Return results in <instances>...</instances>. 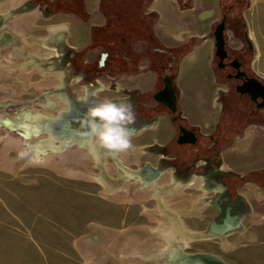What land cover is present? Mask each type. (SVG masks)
Here are the masks:
<instances>
[{
  "label": "rangeland",
  "instance_id": "1",
  "mask_svg": "<svg viewBox=\"0 0 264 264\" xmlns=\"http://www.w3.org/2000/svg\"><path fill=\"white\" fill-rule=\"evenodd\" d=\"M239 3L244 7L242 16L250 44V68L256 75L264 77V0H239ZM38 5L37 0H0V264H127L132 259L130 253L138 256L147 251L151 257L146 259V264H206L191 256L196 252L220 251L221 242H233L235 245L236 240L225 237L187 239V245L184 243L186 235H197L181 230L179 219H185V223L193 227L202 223L198 222L197 215H205L206 223L222 219L231 193L225 188L229 184L234 186L235 175L222 169L219 159H213L222 148H211L210 152L200 150L197 154L190 153L188 159L176 161L170 158L166 147L153 142L157 125L143 127L158 117V110L149 108L153 103L150 93L140 96L136 90L118 93L119 97L131 99L137 115V121L132 125L135 128L132 134L134 150L129 154L119 152L115 158L107 154L104 161L107 167L95 163L91 151L83 146L72 145L64 150L41 147L37 137H46L49 131L59 133L53 125L54 119L44 118V127L35 131L27 124L28 118L44 113L56 116L59 112L54 99L58 94L74 98L80 116H83L88 110L81 104L86 93L85 84L92 82L97 85L95 79L104 80L101 78L106 74L75 70L72 62L68 64V56L72 54L71 49H67L68 37L50 34L45 28L50 24L47 6L37 8ZM251 29L256 41L249 37ZM201 55H204L202 49L198 51V61ZM214 60L215 56V70ZM3 63L15 69H8ZM198 64L203 71L201 61ZM25 66L27 71L20 69ZM45 67H50V71L45 72ZM60 71L63 72L62 79L59 78ZM174 71L171 68L169 72L173 75ZM184 72L180 73V82L185 81ZM114 96L117 93L111 88L98 94L99 98ZM223 99L226 103L231 101L229 107L233 108L231 95H224ZM75 126L78 129V122ZM230 141L226 146H230ZM19 153H24L23 158L26 156L22 164ZM148 164L151 171L157 172L153 177L155 182L157 180L156 185L158 182L161 184L156 186L157 196L163 197L168 205L166 209H172L167 214L174 224L173 235L168 237L172 247L167 249L159 248L160 236L155 234L156 227L161 226L159 218L166 215L165 208L164 212L157 208V204L163 206L161 197H153L154 188L148 185L152 183L151 179L145 184L139 176H133L135 173L131 174L132 170L142 169ZM258 165L263 166L264 159ZM191 172L195 181L206 175L210 185L223 187L216 189L217 192L212 190L202 195L200 186L180 189L169 183L172 177L186 181ZM91 173L97 174L93 177ZM99 175L124 188L115 193L105 191L104 186L96 182ZM213 196H216V205L204 202ZM234 198L240 199L237 195ZM190 202L198 210L193 208L188 214L183 213L184 217L179 211H187ZM230 211L238 214L239 210L231 207ZM103 216H108L111 222L116 220L119 227L114 229L110 225L105 228L107 223ZM57 231L59 259L51 258L40 245L44 242L57 245ZM28 234L39 242V250L26 241ZM238 243L245 242L240 240ZM246 247L243 244L233 251L246 252L249 250ZM224 252L229 253L228 250Z\"/></svg>",
  "mask_w": 264,
  "mask_h": 264
},
{
  "label": "crops",
  "instance_id": "2",
  "mask_svg": "<svg viewBox=\"0 0 264 264\" xmlns=\"http://www.w3.org/2000/svg\"><path fill=\"white\" fill-rule=\"evenodd\" d=\"M67 1L71 2V0ZM101 1L83 0V8L78 13L74 10L53 11L47 6L46 9L50 14V24L45 28H53L51 35L64 32L61 35L68 37L67 49H71L72 54L68 56L67 62L68 64L72 62L75 70L84 69L85 71H98L106 74L105 78H101L104 80L95 79L97 85L92 82L85 84L88 87L92 85L99 86V88H93L98 90H95V97H98V94L104 91L102 89L110 88L117 93V96L107 98L114 100L128 98L127 96H118V93L124 90L139 91L138 96L143 93L151 94L160 85L159 75L170 73L171 69L166 65V62L170 64L171 60L175 61V71L171 78L177 95L179 120L193 129L197 141L196 143L176 142L178 134L176 121L171 120L168 110L156 103L153 98H151L153 103L150 106L154 107L156 111L158 110V117L152 124H145L143 127L149 128L157 125V134L155 135L156 138H153V142L155 141L158 145L166 147L170 158L176 161L188 159L190 153L197 154V151L200 150L210 152L211 148H222L221 152L217 153L218 155L213 159H219L221 168L230 170L235 175L233 180L236 183L234 186L229 184V187L225 188L227 192L228 190L231 192L227 197L229 205L225 209L222 219L215 221L222 223L226 213L236 215L238 218L231 230H228L222 236H213V238L225 237V239L236 240L237 243L234 245L233 242H221L220 251L214 250L207 253L217 256L226 264H264V165H258V162L264 159V150L262 149L264 148V123L248 124L247 122L242 124L239 131L233 130L232 128L236 125L235 122L238 121L233 115L234 109L229 107L231 101L226 103L222 100L223 94L227 92V87L224 80L218 77L216 70L213 68L215 47L211 34L212 26L219 15L222 0H145L143 13L149 20L151 19L149 27L154 39H151V41L139 40L136 42L134 49L138 52H145L150 45L157 44L162 49L153 48L154 52L146 50L144 55L131 68L128 66L127 69H120L114 65L103 68V70L100 67L104 64L107 53L100 64L101 54L104 52H102L101 46L94 44L92 41L94 29L103 27L106 24V16L101 9ZM37 4L43 5L38 2ZM250 31L249 37L256 41V35L252 29ZM227 34L229 36L228 32ZM234 42H239V44L234 45ZM228 45L232 48H239L241 42L229 37ZM200 49L204 51V55H201V60H199L203 65V71L199 69L200 65L198 64V51ZM156 50H162V52ZM164 50H171L173 55ZM116 55L122 57L121 54ZM173 56L175 59H172ZM158 63L162 66L160 71L156 67ZM189 68L192 71H188ZM182 71H185V83L180 82L179 79ZM257 76L264 79L260 75ZM91 91L93 90L86 91L82 98H85ZM62 96L58 94L54 99L57 108H66L65 102L67 100L63 99ZM49 108L51 107L49 106ZM73 122V126H75L74 124L77 122ZM227 127L230 129L227 130ZM229 141L230 146H226ZM133 150V147H131V149L124 152L129 154ZM211 154L215 155V153ZM136 161L138 162L139 159ZM210 162H212V159ZM201 178L196 181L195 178H189L185 181L181 178L174 179L172 177L169 183H173V187H179L180 189L184 186L197 185L201 187L202 195H205L208 191V185ZM164 184L167 185L168 183ZM158 185L161 184L158 182L156 186ZM213 186H216V189L223 187V185L221 187L218 184ZM235 195L239 196L240 199L236 200ZM204 202L208 203L207 201ZM216 203L213 204L216 205ZM168 204L172 208L169 199ZM231 207L232 209H238V214L232 213L230 211ZM193 208L198 210V207L196 208V205L190 202L187 211L182 209L179 212L182 215L188 214ZM165 211V218H168L167 214L172 209L165 208ZM195 217L199 220L198 222H202L195 227L186 224L185 219L180 218L181 230L197 235L196 237L192 236L193 239L212 238H202L198 234L205 231L214 220L212 219L206 223L205 215ZM102 219L106 220L105 228L110 225V228L114 229L119 227L117 226L118 222L116 220L111 222L108 216H103ZM70 223L73 224V222ZM181 223L186 227L185 229L182 228ZM25 239L31 242L33 247L40 249L39 242L31 238L29 234ZM57 239V245H50L46 242L40 243V245L42 249L45 248L44 251H47L51 258L55 256L59 259L60 240L58 231ZM240 240L245 242L243 244L247 246L248 251H233L234 248L240 249L243 245L238 243ZM226 250L229 251L228 254L224 252Z\"/></svg>",
  "mask_w": 264,
  "mask_h": 264
},
{
  "label": "bare ground",
  "instance_id": "3",
  "mask_svg": "<svg viewBox=\"0 0 264 264\" xmlns=\"http://www.w3.org/2000/svg\"><path fill=\"white\" fill-rule=\"evenodd\" d=\"M52 30H53V28H48V31L50 32V34H52L51 33ZM61 33H64V32H61ZM61 33H58V34H61ZM9 64H11V63L8 62V65ZM8 65L4 64L3 66L4 67H7ZM8 69H15V67L8 66ZM20 69H23V71H27V67L26 66L25 67H21ZM43 69L46 72H49L51 68L50 67H45ZM62 76H63V72H61V76L59 78L62 79ZM97 88H99V86ZM95 90H97V89H93V91H91L90 93H88V94H90V96L86 95L85 98H81L82 99L81 104L83 106H86L87 108H89V107L93 106L97 101L101 100L99 98H96L93 95L94 92H95ZM59 98H61V97L59 96ZM48 106H50L52 108V105H48ZM65 106H66V108H58V112L59 113L56 116H53V115L48 114V113H44L42 115L41 114L40 115H35V117L32 116V117L28 118L27 124L30 125V127H32L35 131H38V129H42L44 127V122H45L44 118H52V119H54L53 125H54L55 129L59 133H53L52 131H49L48 132V135L46 137H39V138L37 137L38 142H40V145L43 148H46V149H55V150H64L65 148H67L69 146L77 145L79 147H82L83 146V147H86V148L89 149V137L80 135L78 133V131H77V128H76L77 126H73V123L74 122L73 123L71 122V121H76L77 122L78 119L80 118V116H79L80 109H79L78 105H76L75 99L74 98H71V99H68L67 98V101L65 102ZM24 119H26V118H24ZM131 128H132V130L134 132L135 131V128H133V127H131ZM61 134H63V136H61ZM89 151H90V149H89ZM91 153H92V157H93L94 162L95 163H97V162L98 163H101L102 165H105V167H107L106 164H105V162H104L105 161V157L108 156L107 154H109L112 158H115L116 155H117V152H113V151L104 152V151H102V149H101L100 146H96L95 147V150L94 151H91ZM23 154L22 153H19L18 154V157H19V160H20V164H22L23 160H26L25 159L26 156H25V158H23ZM96 166H97V164H96ZM122 166H124V165H122ZM151 168H152L151 165L148 164L147 166H144L142 169L139 168V170L138 169L137 170H132L131 174H134L135 173V175H133V176H136V177L139 176V180L142 183H145V184H148L149 180L151 179V182L152 183H150L148 185H151L152 184V186L154 188L153 189V192H152L153 197H155V198L156 197H159V198L161 197L160 199L163 202V206L160 205V204H157V208L161 212H164V208L165 207L168 208V205L163 200V197L162 196H157L158 195V192L156 190V182H157V180L155 182V180L153 179V177L155 176V174H157V172L151 171ZM104 169H106V168H104ZM96 174L91 173V175L93 177ZM193 174L194 173L191 172V176L189 177L190 179H193L194 178V175ZM133 179H134V177H133ZM202 179L208 185V191L206 192V194L209 191L216 190V186L210 185L209 178L206 175L202 176ZM96 182L99 183V184H101L102 186H104V190L107 191V192H114V191L119 190L120 188H124V187H121L119 184L114 185L113 183H111L109 181V179H107L106 177H103V175L102 176L99 175V178L96 177ZM219 186L222 187V185H219ZM216 192H217V190H216ZM207 202L208 203H216V196L210 197L207 200ZM237 218L238 217L236 215H231L229 213H226L225 214V218H224V220H223L222 223H219V222H216V221H212L211 224L209 225V227L205 231L200 232L198 235L200 237H202V238L203 237L222 236L223 234H225V232H227L228 230H231L232 227H234V224L236 223V219ZM159 221L161 223V226L156 227V229H155V231H156L155 234L158 235V236H160V238H158V239L161 240V243H160L159 248L160 247L161 248L162 247L163 248L172 247L171 246V242L168 239V237H171L173 235L174 224L172 223V221H169V219L168 218L166 219L165 217L159 218ZM181 226L184 229L186 228L183 224ZM187 239L192 240L193 237L192 236H189V235H186L185 238H183V241H184L185 244L187 243ZM174 249L176 250L175 247H174ZM150 253H152V252H150ZM196 253L197 254L191 256V258H193L194 260L200 259V260H203L206 264H226L223 260H221L220 258H218L217 256H215L213 254H209V253H199L198 254V252H196ZM181 256H183V255H181ZM129 257H131L132 259L127 264H146L145 263L147 261L146 259H150L151 256L149 255V252L147 251L145 253L139 254L138 256H136V253H130L129 254ZM164 261H165V259H164ZM189 261H191V260H189Z\"/></svg>",
  "mask_w": 264,
  "mask_h": 264
},
{
  "label": "flooded vegetation",
  "instance_id": "4",
  "mask_svg": "<svg viewBox=\"0 0 264 264\" xmlns=\"http://www.w3.org/2000/svg\"><path fill=\"white\" fill-rule=\"evenodd\" d=\"M243 8L244 7L241 3H239V0H222L221 8H219V15L212 26V32H211L213 36L216 27L219 24H222L223 39L225 41L224 49L226 51V56L220 62L218 56L215 55V50H214V56H215L214 62L216 68L215 70L218 77L224 80L225 85L227 87V92L223 94V96L231 95V100H232L231 105L233 106L234 109L233 115L238 120L237 122H235L236 125L232 129L237 131H239L242 128V124L247 122L248 124L264 123V105L260 106V104H262V102L264 101V97L262 96L263 98H261L259 96H255L258 93H263V90L260 87V84L256 81V79L263 85H264V80L259 76H257L251 70L249 65L251 59V51H250V44L247 40L245 21L242 16ZM237 9L239 10L237 11ZM227 32L229 33V36H227L228 35ZM229 37L235 41H240L241 46L239 48L229 47L228 45ZM172 58L175 59L174 56ZM156 65H157L156 67H158L157 70L160 71L162 68L161 64L158 63ZM165 76L171 78L172 75L170 73L169 74L161 73L159 75L160 85L153 92H151L150 95L151 98H153V100L156 103L160 104L161 106L166 108V110H168V112L171 115V120L173 117H176L173 121H176L177 123V129H178L177 138H178L180 135V131H179L180 125L192 131L193 129H191L190 127H188L182 121L179 120L180 118L178 115L177 100H176V110L173 113L164 103L155 100L154 95L163 88L164 85L163 78ZM172 84H173V79H172ZM84 87H85V91L87 92L93 90V88H97V86L94 85L90 87L88 86H84ZM241 90H244V92H242ZM247 90H250V93L249 92L247 93ZM223 96H222V100H224ZM62 97L63 99L67 100V97L65 96ZM84 107L87 108L86 106ZM149 108L152 110L154 109L150 106ZM80 115L81 113L79 112V116ZM71 122L73 123V121ZM131 127L134 128V126ZM177 138H176V142H178ZM196 141H197V136H196ZM196 141L194 143H196ZM174 179H180V178L174 177Z\"/></svg>",
  "mask_w": 264,
  "mask_h": 264
},
{
  "label": "trees",
  "instance_id": "5",
  "mask_svg": "<svg viewBox=\"0 0 264 264\" xmlns=\"http://www.w3.org/2000/svg\"><path fill=\"white\" fill-rule=\"evenodd\" d=\"M37 2L48 6L53 11L74 10L76 13L83 8V0H37ZM145 0H102L101 9L106 16V24L96 28L92 34L94 44L101 46L102 52L107 53L104 64L100 67L118 66L120 69L130 68L144 55L146 50L154 52L153 48H161L157 45H150L145 52H138L134 49L137 41H151L154 39L150 30L149 20L143 13ZM162 49V48H161ZM162 52V50H156ZM171 53V50H164ZM155 52V53H157ZM122 55V57H118ZM173 55V54H172ZM153 57V56H151ZM154 59V57H153ZM173 59V58H172ZM175 61L171 60L166 65L175 67ZM229 130L230 128H226Z\"/></svg>",
  "mask_w": 264,
  "mask_h": 264
},
{
  "label": "clouds",
  "instance_id": "6",
  "mask_svg": "<svg viewBox=\"0 0 264 264\" xmlns=\"http://www.w3.org/2000/svg\"><path fill=\"white\" fill-rule=\"evenodd\" d=\"M105 90V89H102ZM137 115L130 98L97 101L78 121V133L89 137V149L96 146L113 152H124L132 147L131 125Z\"/></svg>",
  "mask_w": 264,
  "mask_h": 264
},
{
  "label": "water",
  "instance_id": "7",
  "mask_svg": "<svg viewBox=\"0 0 264 264\" xmlns=\"http://www.w3.org/2000/svg\"><path fill=\"white\" fill-rule=\"evenodd\" d=\"M213 39H214L215 55L218 56L219 61L221 62L226 56V51L224 49L225 41L223 39L222 24H219L216 27L213 33ZM105 56H106V53L101 54L100 64L103 62ZM163 81H164L163 88L154 95V98L155 100L164 103L169 108V110L173 113L176 110V93H175V89L172 84V78L165 76L163 78ZM256 81L260 84V87L262 88L263 93H258L255 96H259L263 98L264 97V85L261 84L257 79ZM241 91L244 92V90H241ZM248 92L250 93V90H247V93ZM263 105H264V101L262 102V104H260V106H263ZM175 118L176 117H173L172 120H174ZM179 131H180V135L177 138V141L179 143H184V142L194 143L196 141V135L194 131L189 130L188 128L183 127L181 125L179 126Z\"/></svg>",
  "mask_w": 264,
  "mask_h": 264
}]
</instances>
